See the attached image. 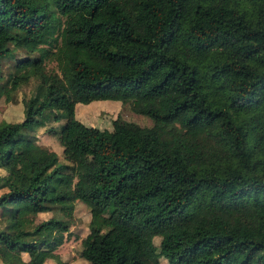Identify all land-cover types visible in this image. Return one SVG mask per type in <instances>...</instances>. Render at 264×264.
I'll list each match as a JSON object with an SVG mask.
<instances>
[{"label":"trees","instance_id":"obj_1","mask_svg":"<svg viewBox=\"0 0 264 264\" xmlns=\"http://www.w3.org/2000/svg\"><path fill=\"white\" fill-rule=\"evenodd\" d=\"M68 35L94 41L91 58L69 59L76 100L52 92L62 81L45 67L60 68ZM16 49L0 97L35 83L22 120H0V189L24 182L0 193L5 264L56 259L75 201L88 208V264H264V0H0V59ZM93 100L178 130L85 125L74 103ZM44 113L60 122L48 130L64 162L33 134ZM47 207L63 217L36 222Z\"/></svg>","mask_w":264,"mask_h":264},{"label":"rangeland","instance_id":"obj_2","mask_svg":"<svg viewBox=\"0 0 264 264\" xmlns=\"http://www.w3.org/2000/svg\"><path fill=\"white\" fill-rule=\"evenodd\" d=\"M13 31L17 32L15 30ZM18 33L21 34L20 32ZM99 36L100 33H95L93 36V38L95 37L94 41L99 38ZM73 39V36L68 35L65 37V45L61 52L62 63L60 68L56 67L55 61H47L45 67L46 70H54L59 81H62L61 85L63 86L60 88H57L55 85L51 86L52 92L61 89L66 91L72 99L76 100L80 95V90L69 79V59L70 57L79 54L91 58L93 55L94 41H89L85 45L78 47L73 43ZM35 45L36 43L32 41L27 48H32ZM25 54L24 50L16 49L13 53V58L0 59V71L3 77H5L7 72L11 70L14 59L24 56ZM34 83L35 81L30 79L27 84L21 85L17 91L11 95V99L8 101L4 99L3 95L0 97V120L9 122H18L22 120L23 111L21 99L29 95L32 91L31 89ZM41 85L40 90L42 92L47 86V83L42 82ZM74 114L75 117L83 124L99 128H109L110 120L112 118L119 117L122 120L131 121L137 123L138 125L155 129L157 130L159 136L165 139L169 137L171 132L178 130V126L175 123L164 125L163 123L154 121L146 115L134 113L131 111L127 101L93 100L88 103L75 102ZM47 116L48 115L46 113L40 115L39 120L43 122V124L38 125L33 134L35 135L38 144L49 150H53L57 154L58 161L64 162L61 155V147L57 142L56 134L53 133L52 130L50 131L51 133L48 130L52 126L57 129L60 122L46 121ZM0 173L3 174L4 171L0 169ZM75 180L76 179L74 178L73 182ZM18 186H24V182L19 179L11 178L8 185L0 189V193ZM70 214L68 233L64 234L65 238L63 242L55 248L54 254L56 255V259L58 258V260L64 262V264H88V262L84 258L80 257L78 253L79 241L87 232V221L89 217L88 208L85 204L75 201L73 209L70 210ZM52 215L55 217H63L60 211L47 207V209L43 208L41 211L39 210L34 219L37 222ZM67 215L68 214L65 216ZM157 240V238L153 239V243L155 245L157 244ZM21 257L23 259H27V255L25 253H21ZM56 259L49 257L44 252L37 253L35 256L37 264H56ZM158 261V264H169L162 256H159ZM0 264H5V260L1 256Z\"/></svg>","mask_w":264,"mask_h":264}]
</instances>
